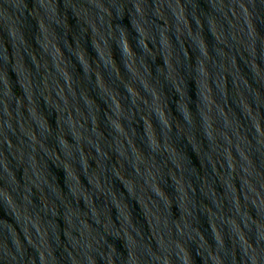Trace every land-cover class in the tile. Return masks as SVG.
<instances>
[{
  "label": "water",
  "instance_id": "water-1",
  "mask_svg": "<svg viewBox=\"0 0 264 264\" xmlns=\"http://www.w3.org/2000/svg\"><path fill=\"white\" fill-rule=\"evenodd\" d=\"M0 264H264V0H0Z\"/></svg>",
  "mask_w": 264,
  "mask_h": 264
}]
</instances>
